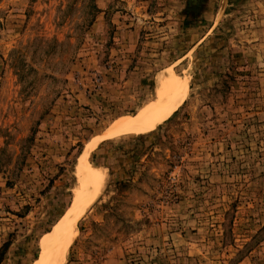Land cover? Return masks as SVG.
<instances>
[{
	"label": "rangeland",
	"instance_id": "1",
	"mask_svg": "<svg viewBox=\"0 0 264 264\" xmlns=\"http://www.w3.org/2000/svg\"><path fill=\"white\" fill-rule=\"evenodd\" d=\"M165 72L172 116L102 140ZM78 167L108 186L65 264H264V0H0V264H37Z\"/></svg>",
	"mask_w": 264,
	"mask_h": 264
},
{
	"label": "bare ground",
	"instance_id": "2",
	"mask_svg": "<svg viewBox=\"0 0 264 264\" xmlns=\"http://www.w3.org/2000/svg\"><path fill=\"white\" fill-rule=\"evenodd\" d=\"M171 72L163 73L152 97L151 110L139 120H126L114 124L101 139L139 133L167 121L173 113ZM78 186L74 190L76 204L71 215L62 219L49 234L37 264H65L79 232L80 221L105 193L108 182L105 171L87 172L77 168Z\"/></svg>",
	"mask_w": 264,
	"mask_h": 264
}]
</instances>
